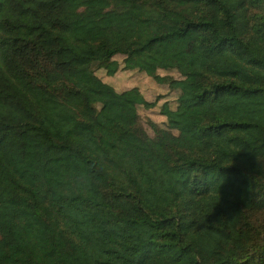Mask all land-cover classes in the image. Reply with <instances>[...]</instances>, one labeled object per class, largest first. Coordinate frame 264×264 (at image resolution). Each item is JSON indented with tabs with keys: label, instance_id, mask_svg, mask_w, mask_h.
<instances>
[{
	"label": "trees",
	"instance_id": "1",
	"mask_svg": "<svg viewBox=\"0 0 264 264\" xmlns=\"http://www.w3.org/2000/svg\"><path fill=\"white\" fill-rule=\"evenodd\" d=\"M0 264H264V0H0Z\"/></svg>",
	"mask_w": 264,
	"mask_h": 264
},
{
	"label": "rangeland",
	"instance_id": "2",
	"mask_svg": "<svg viewBox=\"0 0 264 264\" xmlns=\"http://www.w3.org/2000/svg\"><path fill=\"white\" fill-rule=\"evenodd\" d=\"M115 59L121 63L123 57L122 56H116ZM75 69L74 65H67L60 67V70L63 74H68L71 71ZM96 76L100 78L103 82L110 83L117 91L125 90L130 87H141L146 92L147 97L149 99H153L155 96L159 95V98H161V95L167 96V99H169L170 103L173 101L175 102V99L177 95H175L172 91H167L165 87L157 86L152 82L150 78H148L143 73L134 71V72H128L119 70L114 76L107 77L105 75V72L103 69H96ZM161 75H167L172 77H179L176 72H161ZM159 107H156V109L153 112H145L143 110H139L140 116H141V123L147 133L152 136L153 133L149 126L147 125V119H151L156 121L157 123L160 121V117L158 115Z\"/></svg>",
	"mask_w": 264,
	"mask_h": 264
},
{
	"label": "crops",
	"instance_id": "3",
	"mask_svg": "<svg viewBox=\"0 0 264 264\" xmlns=\"http://www.w3.org/2000/svg\"><path fill=\"white\" fill-rule=\"evenodd\" d=\"M138 88L142 91V93L144 94L145 98L148 99V100H150V99L147 97V94H146V92L143 90V88H141V87H138Z\"/></svg>",
	"mask_w": 264,
	"mask_h": 264
}]
</instances>
